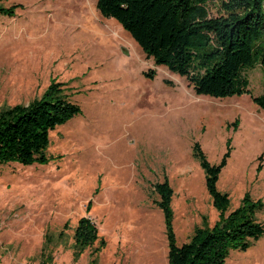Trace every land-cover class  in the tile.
Returning a JSON list of instances; mask_svg holds the SVG:
<instances>
[{"label":"rangeland","instance_id":"rangeland-1","mask_svg":"<svg viewBox=\"0 0 264 264\" xmlns=\"http://www.w3.org/2000/svg\"><path fill=\"white\" fill-rule=\"evenodd\" d=\"M2 4L19 6L12 17L0 15V110L39 98L53 79L80 113L50 131L44 164H0V264H166L153 183L165 175L172 190L177 245L217 219L194 142L217 164L230 139L216 189L227 194V211L244 193L259 199L255 215L264 225V112L250 97L264 92L259 67L246 70L249 93L195 95L101 17L95 0ZM82 216L95 223L98 240L78 251L73 228ZM224 264H264V234Z\"/></svg>","mask_w":264,"mask_h":264},{"label":"trees","instance_id":"trees-1","mask_svg":"<svg viewBox=\"0 0 264 264\" xmlns=\"http://www.w3.org/2000/svg\"><path fill=\"white\" fill-rule=\"evenodd\" d=\"M3 1L0 15L14 16L19 5L5 7ZM210 6L216 8V15L209 14ZM95 8L101 17L114 19L146 59L183 77L195 95L222 98L249 93L246 70L253 67L260 68L264 87V0H95ZM153 73L147 70L144 75L151 78ZM61 86L51 79L39 98L0 110V164L29 166L47 161L50 131L80 113ZM250 97L264 112V92ZM229 125L236 130V122ZM230 150L228 138L219 162L210 164L199 144H192V157L203 171L217 219L211 227L194 228L180 245L172 231V190L166 176L151 185L157 196L154 204L163 217L166 264H224L230 251H245L264 234V225L255 215L263 206L259 199L244 193L239 205L227 211L228 196L216 189ZM89 207L90 203L86 212ZM97 240L95 223L88 216L78 218L73 228L78 251Z\"/></svg>","mask_w":264,"mask_h":264}]
</instances>
